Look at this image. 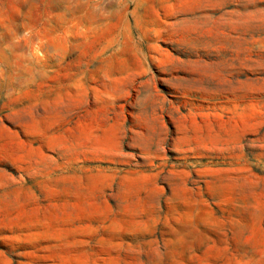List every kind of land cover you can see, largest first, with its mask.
<instances>
[{"label":"rangeland","instance_id":"obj_1","mask_svg":"<svg viewBox=\"0 0 264 264\" xmlns=\"http://www.w3.org/2000/svg\"><path fill=\"white\" fill-rule=\"evenodd\" d=\"M0 264H264V0H0Z\"/></svg>","mask_w":264,"mask_h":264}]
</instances>
